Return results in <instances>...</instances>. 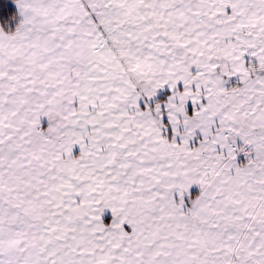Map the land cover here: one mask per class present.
<instances>
[{"label": "snow or ice", "instance_id": "1", "mask_svg": "<svg viewBox=\"0 0 264 264\" xmlns=\"http://www.w3.org/2000/svg\"><path fill=\"white\" fill-rule=\"evenodd\" d=\"M0 264H264V0H0Z\"/></svg>", "mask_w": 264, "mask_h": 264}]
</instances>
